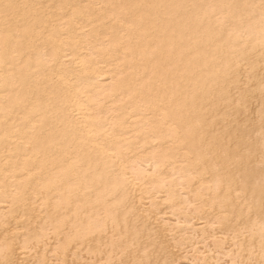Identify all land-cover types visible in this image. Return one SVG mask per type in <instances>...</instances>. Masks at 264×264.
<instances>
[{
  "label": "bare ground",
  "instance_id": "obj_1",
  "mask_svg": "<svg viewBox=\"0 0 264 264\" xmlns=\"http://www.w3.org/2000/svg\"><path fill=\"white\" fill-rule=\"evenodd\" d=\"M0 264H264V0H0Z\"/></svg>",
  "mask_w": 264,
  "mask_h": 264
},
{
  "label": "snow or ice",
  "instance_id": "obj_2",
  "mask_svg": "<svg viewBox=\"0 0 264 264\" xmlns=\"http://www.w3.org/2000/svg\"><path fill=\"white\" fill-rule=\"evenodd\" d=\"M7 7V6H6Z\"/></svg>",
  "mask_w": 264,
  "mask_h": 264
}]
</instances>
